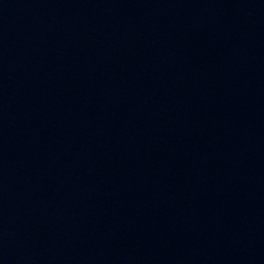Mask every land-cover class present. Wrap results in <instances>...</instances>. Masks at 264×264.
Wrapping results in <instances>:
<instances>
[{"label": "water", "instance_id": "1", "mask_svg": "<svg viewBox=\"0 0 264 264\" xmlns=\"http://www.w3.org/2000/svg\"><path fill=\"white\" fill-rule=\"evenodd\" d=\"M264 205V0H0V264H202Z\"/></svg>", "mask_w": 264, "mask_h": 264}]
</instances>
